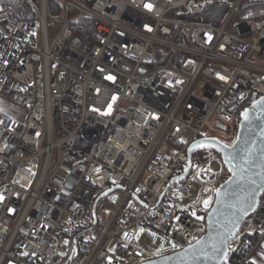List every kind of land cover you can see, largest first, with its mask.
<instances>
[{
  "label": "built area",
  "instance_id": "built-area-1",
  "mask_svg": "<svg viewBox=\"0 0 264 264\" xmlns=\"http://www.w3.org/2000/svg\"><path fill=\"white\" fill-rule=\"evenodd\" d=\"M50 1L25 0L32 29L0 0V264H143L190 247L230 171L207 148L175 178L195 141L232 145L264 96V0H52L56 14ZM213 6L218 23L203 21ZM141 229L160 246L141 247ZM262 233L264 194L224 264H253Z\"/></svg>",
  "mask_w": 264,
  "mask_h": 264
},
{
  "label": "water",
  "instance_id": "water-1",
  "mask_svg": "<svg viewBox=\"0 0 264 264\" xmlns=\"http://www.w3.org/2000/svg\"><path fill=\"white\" fill-rule=\"evenodd\" d=\"M245 113H247V118H245ZM207 148L218 152L230 171L229 178L217 190V193L219 192L221 195L218 196L216 193L215 201L206 216V232L202 239L199 240L208 242V251L201 252L197 250L194 252V248L199 249V245L194 243L181 251L143 264H224L226 258L222 256L212 257L211 245L216 244L222 249H229L230 243L237 236L233 235L229 238L226 235L224 225L227 223L228 215L235 211L234 208L228 205L236 203L245 197L254 201V209H250L243 216L239 222V227L235 230L239 233L247 217L258 209L261 196L264 194V96L243 113L238 137L232 145L213 138H202L195 141L188 149V169L182 176L175 178V181L183 180L188 176L192 168L193 154L198 150ZM228 153L237 155V159H232L231 155H227ZM248 153L251 155L247 156ZM241 157L250 159L251 163L244 164L243 175L237 177L231 169L243 163L240 159ZM100 200L101 198L95 202L94 215H96L97 205ZM222 239L227 240V244H223L221 242ZM262 249L264 250V243ZM228 253L229 250L227 255Z\"/></svg>",
  "mask_w": 264,
  "mask_h": 264
},
{
  "label": "snow or ice",
  "instance_id": "snow-or-ice-1",
  "mask_svg": "<svg viewBox=\"0 0 264 264\" xmlns=\"http://www.w3.org/2000/svg\"><path fill=\"white\" fill-rule=\"evenodd\" d=\"M145 7L148 8L149 10H151L152 5L151 4H145ZM108 79H112V77H108ZM0 112H3V108L0 107ZM6 114V113H5ZM245 118H247V113H245ZM227 147V146H225ZM227 155H231L232 159H237V155L233 154V153H228ZM251 154L248 153L247 156H250ZM243 163L242 164H238L236 166L233 167V169H231V171H233V174L237 177H241L243 175L244 172V164H250L251 161L250 159L246 158V157H241L240 158ZM218 196H220L221 194L218 192L217 193ZM2 195H0V199H2ZM211 203L210 200H205L204 204L205 206L209 205ZM231 208H234L235 211L232 212L231 214L228 215V219H227V223L224 225L225 229H226V235L230 238L233 235H238V233L235 231L238 227H239V222L240 220L243 218V216L249 212L250 209H254V201L249 200L247 197L238 200L236 203H232L228 205ZM219 222V221H217ZM141 231H143V229H141ZM264 234V233H262ZM223 244H227V240H223L221 241ZM197 245H199V249H193V251H201V252H207L209 245L207 241H197L196 242ZM229 249L227 248H221L219 245L213 244L211 245V254L213 258L216 257H227V252ZM187 254V253H186ZM253 264H255V262H253Z\"/></svg>",
  "mask_w": 264,
  "mask_h": 264
},
{
  "label": "trees",
  "instance_id": "trees-1",
  "mask_svg": "<svg viewBox=\"0 0 264 264\" xmlns=\"http://www.w3.org/2000/svg\"><path fill=\"white\" fill-rule=\"evenodd\" d=\"M2 3L4 6H11L14 8L16 15L19 16L20 19L25 20L28 22L30 28L35 29L37 27L38 23V17L34 9L26 4L25 0H2ZM55 2L50 1L49 2V10L52 14L55 13ZM249 8H253V10L260 9L261 7L259 4H250L248 6ZM220 8L218 6L210 7L207 12L205 13L207 16H203L201 19L205 22H211V23H218V21L214 18H216V13ZM262 9V8H261ZM223 14V13H222ZM222 14H220L221 18ZM253 18H258L254 15H251ZM92 25V22L85 19H80L73 25L74 30L80 34L84 39H88L90 35V26Z\"/></svg>",
  "mask_w": 264,
  "mask_h": 264
},
{
  "label": "rangeland",
  "instance_id": "rangeland-1",
  "mask_svg": "<svg viewBox=\"0 0 264 264\" xmlns=\"http://www.w3.org/2000/svg\"><path fill=\"white\" fill-rule=\"evenodd\" d=\"M37 1V0H35ZM55 14L57 13V10L55 9ZM8 111L10 112H18V109L16 107H8ZM22 114V113H21ZM176 148V147H175ZM177 152V149H175L173 151V155L174 153ZM200 192V187L196 184H192L189 186L188 188V195L189 197L187 198H183L181 197L179 200V204L181 207H186L188 206L190 203H192L195 198L197 197L198 193ZM203 218V216H201ZM139 245L143 248H150V247H159L160 246V241L158 239H155L153 235H151L149 232L147 231H143L141 240L139 241ZM259 254H261L263 256V263L264 264V252H260Z\"/></svg>",
  "mask_w": 264,
  "mask_h": 264
},
{
  "label": "crops",
  "instance_id": "crops-1",
  "mask_svg": "<svg viewBox=\"0 0 264 264\" xmlns=\"http://www.w3.org/2000/svg\"><path fill=\"white\" fill-rule=\"evenodd\" d=\"M261 251L264 252L263 249ZM259 253L255 256V259H254L255 264H262L263 263L262 262L263 261V256L261 254H259Z\"/></svg>",
  "mask_w": 264,
  "mask_h": 264
}]
</instances>
